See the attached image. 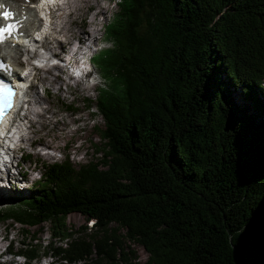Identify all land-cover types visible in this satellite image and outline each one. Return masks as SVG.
Here are the masks:
<instances>
[{"label":"trees","instance_id":"1","mask_svg":"<svg viewBox=\"0 0 264 264\" xmlns=\"http://www.w3.org/2000/svg\"><path fill=\"white\" fill-rule=\"evenodd\" d=\"M117 3L102 57L116 89L97 86L110 147L85 164L43 162L21 205L0 201V224L22 225L10 250L30 262L264 264V0ZM74 212L90 227L68 228ZM46 223L49 241L36 242Z\"/></svg>","mask_w":264,"mask_h":264},{"label":"rangeland","instance_id":"2","mask_svg":"<svg viewBox=\"0 0 264 264\" xmlns=\"http://www.w3.org/2000/svg\"><path fill=\"white\" fill-rule=\"evenodd\" d=\"M65 1H70L76 8L78 7L74 8L75 11L69 15L64 25L72 28L70 34H56L59 35V39L64 36L67 44L63 48H59L56 44L57 39L51 37V45L55 46L53 49H56L57 53L53 54V49L48 52L57 57L55 60L58 63L49 66L48 69L51 68V71L47 69L39 73V78L31 92L33 93V106L30 109H33L34 112L32 110L27 112L31 118L30 128L29 124L24 122V130L27 135L24 143L26 148L23 152L31 154L33 160L26 158L25 161L19 162L22 159V154L17 153L12 167L8 168V165H2L3 169L7 171L6 178L9 175L12 178L9 182L7 179L1 182V184H5L6 188L0 186L1 202L6 203L8 207L13 204L21 205V202L14 198L19 197L21 192L24 195L31 194L30 191L35 188L33 186L35 181L39 180L43 172V162H61L69 158L76 165L85 164L97 156L101 157L103 153L99 150L103 147H110L107 145L108 140L103 139L101 135L100 129L104 127L105 118L98 110L100 89L97 88L96 81L92 80L91 74H99L103 79V87L116 89L113 64L102 57L109 56L111 53L105 51L114 45L112 41L106 39L105 26L119 12L120 5L117 1L120 0ZM16 2L20 4L26 0H17ZM51 54L49 55L51 56ZM93 54L100 55L96 60L97 63L91 62L89 59V56ZM19 61L21 62V59ZM83 68H86V71H90L91 74H85ZM86 99L90 100V104L87 105ZM68 104H72V107H67ZM36 129L39 131L35 132ZM33 140L40 141L46 149L45 152L53 150V153L45 155L37 147H31L30 144H33ZM17 162H19L18 167L15 166ZM24 179L26 182H20ZM28 188H31L30 191L26 190ZM2 208L6 209L7 207ZM81 225L90 227L91 222L76 212L67 215L66 226L68 228H78L77 226ZM47 226L46 223L39 227L36 242L45 244L49 241L50 234ZM21 227L22 225L13 223L11 220L0 224V247L2 250H5L9 244H13L16 248L21 247ZM88 227L84 232L89 234L92 229ZM65 242L53 244L65 245ZM132 247L136 249L141 262L144 263L148 259L147 251L139 245H132ZM14 259V262H11L13 264L25 262L23 257ZM42 261L43 264H48L51 261H54L55 264H68L58 257L51 256L33 261V264H39Z\"/></svg>","mask_w":264,"mask_h":264},{"label":"bare ground","instance_id":"3","mask_svg":"<svg viewBox=\"0 0 264 264\" xmlns=\"http://www.w3.org/2000/svg\"><path fill=\"white\" fill-rule=\"evenodd\" d=\"M17 1V0H16ZM15 0H5V2H7L8 4H10V5H13V7H17V9L19 8V6H18V3L16 2ZM80 1V0H79ZM83 1V0H82ZM69 4V5H68ZM86 4V3H85ZM21 5H26V3H23V4H21ZM31 6V5H30ZM74 8H76L75 7V5L72 3V2H66L65 0H64V2H63V4L62 5H60V4H58L57 3V5H55V7H53V10H54V13H55V17L57 18V20H60V21H63V25L62 26H60L59 25V23H58V21L54 24V26H53V28H52V35L51 36H49V38H47V40H46V43L44 44V45H46V47L48 48V50H47V52L49 51V50H51V49H53L55 46H52L51 45V37L53 36V38L55 39H57V41H58V39H59V35H56L57 33H59V34H67V35H69L70 34V31H71V29L69 28V27H67V26H64L65 25V23L67 22V18L69 17V15L70 14H72L74 11H75V9ZM78 8V7H77ZM76 8V9H77ZM85 8V7H84ZM71 10V11H70ZM30 12H31V16H33L34 15V13L36 14V11H35V9L34 8H30ZM76 13V12H75ZM35 21H37L36 19L33 21V23L35 22ZM81 40V39H80ZM53 41V40H52ZM81 42V41H80ZM45 47V48H46ZM23 48L22 47H18L17 49H15V54L13 55V57H14V59H15V61H16V64L17 65H20L22 62H20L19 61V59L17 58V54L19 53V52H21V50H22ZM54 53L53 54H56L57 53V51H56V49H53L52 50ZM49 71H51V68L50 69H48ZM18 72V71H17ZM19 73V72H18ZM20 74V73H19ZM39 78V74H38V76H37V78H36V80ZM35 85V84H34ZM33 88H34V86H33ZM41 99V98H40ZM30 109V108H29ZM28 114V113H27ZM29 115V114H28ZM33 127H34V125H33ZM39 130H35V132H38ZM25 140V139H24ZM32 143L34 144V143H36V141H32ZM19 163V162H18ZM1 246V245H0Z\"/></svg>","mask_w":264,"mask_h":264},{"label":"snow or ice","instance_id":"4","mask_svg":"<svg viewBox=\"0 0 264 264\" xmlns=\"http://www.w3.org/2000/svg\"><path fill=\"white\" fill-rule=\"evenodd\" d=\"M0 7H4V5L0 4ZM12 15L13 13L11 11H6L3 13L5 19L11 18ZM14 31H16L15 24H8L6 27H0V43L4 42L8 36H11ZM25 60H27L26 56ZM34 63H37L41 67H43V65L40 64V61H34ZM51 63L55 64L58 63V61L53 60L51 61ZM10 67V65L0 63V68L7 70L10 69ZM23 75L27 76L28 73L24 72ZM15 95L16 93L13 91V86L0 79V123H2L3 121L5 110L11 109L14 106L13 97Z\"/></svg>","mask_w":264,"mask_h":264}]
</instances>
